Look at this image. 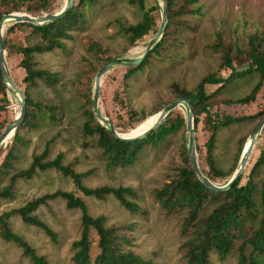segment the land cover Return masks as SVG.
<instances>
[{
    "label": "rangeland",
    "instance_id": "1",
    "mask_svg": "<svg viewBox=\"0 0 264 264\" xmlns=\"http://www.w3.org/2000/svg\"><path fill=\"white\" fill-rule=\"evenodd\" d=\"M50 1L52 12L58 11L64 4V0ZM145 1L147 6H158L156 0ZM30 2L31 0H25L19 4L18 11L12 12L30 14L26 11ZM175 3L182 10L192 7L186 0H175ZM11 6L12 0H0V12ZM196 7L199 8L198 13H180L179 19L186 21L188 27L171 26L167 44L158 54L145 57L147 62L141 71L125 81V68L122 66L113 68L102 76L98 106L100 112L118 126L120 134L134 135L138 127L156 114H153L155 109L176 99L173 84L192 90L201 78L216 72L222 60V52L213 48V44L220 42L221 47L230 50L234 56L235 46L245 48L248 36L260 31L264 25V0H197ZM151 14L155 18L156 26L137 40L134 48L124 52L128 44L126 37L119 31L118 21L122 24H134L141 20L142 10L133 0H96L86 8L84 25L72 32V39L64 40L63 48L34 55L36 67L57 73L58 81L52 86L39 81L28 91L34 99L57 105L60 121L54 124L43 119L32 129L23 128L21 132L26 143L20 147L18 158L10 169L12 173L27 168L32 156L39 154L50 142L48 159H53L58 152H63L62 164L83 173L82 184L87 187H132L136 197L127 199L135 202L142 211L132 212L126 209L111 195L104 199L86 196L70 177L55 169H47L38 170L30 179L17 180L13 196L0 199V213L20 207L46 193L56 190L68 191L84 201L91 216H104L106 227L119 228V233L127 239L123 244L124 249L150 260L151 264H188L184 248L187 234L183 228L187 212L181 210L170 213L163 209L155 198V191L176 178L183 166L180 151L183 144L186 147L185 126L167 135L159 144L145 146L133 165L112 170L106 169L105 159L95 144L94 136H84L81 131L85 121L83 109L86 107V97L91 99L94 68L101 64V58L105 56L139 54L160 24L159 6ZM10 24L5 26L4 31ZM6 37L9 44L14 46L40 41L39 36L27 26L16 27L12 32L6 33ZM91 43L98 44L104 52L94 53L89 49ZM19 58V55L9 54L6 61L12 80L23 92L24 71L18 66ZM228 72L226 69L221 70L223 75ZM257 80L254 75L236 82L232 88L220 95L211 110L219 116L257 112L264 104V83L255 102L246 105L222 103L225 99L246 95ZM214 88L215 86L208 85L206 90L210 92ZM7 95L10 98L8 92ZM114 95H117V98L114 99ZM3 102V94L0 93V104ZM176 109L175 114L184 113L183 107ZM18 112L19 107L14 106L12 101L11 105L0 112V120L8 121L11 115L15 118ZM130 112H134L131 117ZM203 116L204 114L200 115L195 129L201 158L204 157V142L207 137L202 122ZM142 118L146 120L130 130V126ZM253 126V122H245L218 132L214 157L219 168L227 172L233 167L239 148L243 143L245 145ZM263 142L260 134L243 170L245 175L241 183L245 182ZM5 153L6 149L0 152V162ZM7 183L8 177H3L0 180V188ZM216 183L224 184L225 181L217 180ZM215 204L211 201L205 204L200 216L208 214ZM34 214L49 227L53 238L42 228L24 223L18 215L10 218L12 231L21 235L48 264H76L72 259L71 243L80 235L81 211L78 208L66 207L63 198L55 197L46 200ZM90 239V259L93 261L98 253L97 235L94 230H91ZM237 244L235 243L234 248L223 259L215 252H210V264H241L236 251ZM0 264H31V261L23 255L20 246L0 237ZM259 264H264V255L260 257Z\"/></svg>",
    "mask_w": 264,
    "mask_h": 264
},
{
    "label": "trees",
    "instance_id": "2",
    "mask_svg": "<svg viewBox=\"0 0 264 264\" xmlns=\"http://www.w3.org/2000/svg\"><path fill=\"white\" fill-rule=\"evenodd\" d=\"M186 1L192 5L188 10L177 7L175 0H166L168 23L165 33L156 46L147 54V57L158 54L164 48L168 41L167 36L171 26L174 25L175 28L188 27V23L178 17L182 11H188L190 14L199 12V8L196 7L197 0ZM23 2L25 0H12V6L1 11L0 18L3 14L18 11L20 9L19 4ZM95 2L96 0H77L63 18L43 25L14 22L3 32L5 60L9 54L19 55L18 66L24 71L22 81L25 83V89L23 90L25 115L9 141L0 146V152L6 149V153L0 162V180L3 177H8V183L0 188V199H9L13 196L17 180L30 179L38 170L55 169L70 177L76 187L86 196L104 199L111 195L119 200L120 204L126 209L132 212L142 211L135 202L127 199V197H136L135 190L132 187H110L107 185L94 188L87 187L82 184L83 173L76 172L70 166L62 164L63 152H58L53 159H48L50 142L45 145L39 154L32 156L27 168L10 173V169L18 158L20 147L26 143L21 132L22 129H32L43 119H47L54 124L60 121L57 105L34 99L28 91L29 88L35 87L39 81L47 86H52L58 81L57 73L36 67L34 55L51 52L56 48H63L64 40L72 39V32L79 30L84 25L86 8ZM133 2L137 3L142 10V17L140 21L134 24H122L118 21L119 31L126 37L128 44L124 52L134 48L136 41L156 26L155 18L151 13L158 9V6L156 4L147 6L145 0H133ZM26 11L34 16H40L43 13H54L52 12L50 0H31L27 4ZM19 26L29 27L31 32L39 36L40 41L30 45L14 46L9 44L6 33L12 32ZM213 48L222 52L219 69L201 78L192 90H186L180 88L177 84H173V92L176 99L184 96L191 101L195 129L200 121V115L204 114L202 122L207 137L204 142L203 158H201V148L196 144L200 163L203 171L212 182L216 183L217 180H224L226 183L236 168L244 143L239 148L235 164L229 171L225 172L219 168L214 157L217 134L222 129L245 122H253L255 125L264 116V104L261 109L253 114L239 115L225 114L219 116L217 112L211 110V107H213V103L218 101L220 95L232 88L236 82L246 80L254 75L257 76L258 80L246 95L235 99H225L222 103L224 105H246L255 102L264 83V25L260 31L248 36L245 48L242 49L239 45L235 46L234 56L227 48L223 49L220 42L213 44ZM89 49L93 50L94 53L104 52L96 43H91ZM114 57L116 56L101 58V64L94 68V72ZM146 62L144 58L138 65L122 66L125 68L123 81L141 71ZM224 69L229 70L228 74H221V70ZM208 85L215 86V88L208 92L206 90ZM0 93L3 94L4 99V102L0 104L1 112L6 109V106L12 104L11 97L9 98L7 95L2 83L1 75ZM113 98H117V95H114ZM167 103L160 105L153 114L157 113ZM175 111L177 109L168 114L164 121L145 138L130 142L122 141L115 138L108 129L97 122L93 114L91 99L87 96L86 107L83 109L85 121L81 126V131L84 136H94L95 144L101 150V154L105 159L106 169L112 170L116 167L131 166L137 161L145 146L157 145L167 135L173 134L185 126V112L175 114ZM133 114L134 112H130L129 116L131 117ZM13 119V115H11L8 121L0 120V133ZM144 119L142 118L131 125L130 130L138 127V123L144 122L146 120ZM110 121L117 130L118 126L112 120ZM261 138L264 140V128L261 132ZM180 152L183 166L179 169L178 176L156 190L155 198L160 206L170 213L181 210L187 212L183 225L187 234L184 242L187 263L210 264V252H215L220 259H223L231 252L235 243H238L236 251L239 263L259 264L260 257L264 255V142L256 160L247 173L245 182L241 183L245 175V172H242L237 182L229 190L222 192L211 190L197 178L191 167L185 144L182 145ZM55 197L63 198L66 207L78 208L81 211L80 235L78 239L71 243L72 259L76 264H151L150 260L143 259L133 251L123 248V244L127 242V239L119 233L118 227H106L104 216H91L81 198L63 190L46 193L25 202L20 207L0 213V237L20 246L23 255L29 258L31 264H48V262L43 256L38 255L21 235L12 231L10 218L18 215L24 223L42 228L53 238L54 235L49 227L34 212L46 200ZM210 201L215 202V206L208 214L200 216L203 207ZM91 230L96 232L98 248V253L93 261L90 259Z\"/></svg>",
    "mask_w": 264,
    "mask_h": 264
},
{
    "label": "water",
    "instance_id": "3",
    "mask_svg": "<svg viewBox=\"0 0 264 264\" xmlns=\"http://www.w3.org/2000/svg\"><path fill=\"white\" fill-rule=\"evenodd\" d=\"M160 10V24L159 27L154 34V36L149 40L145 48L139 54H125L114 57L109 62L100 66L92 80V94H91V105L95 119L98 123L104 126L109 132L117 139L122 141H135L138 139H143L148 134L156 129L170 114L174 109L178 107H183L185 112V129H186V151L191 164L193 171L195 172L197 178L208 188L216 192H222L229 190L239 179L241 176L250 154L259 139V136L264 128V116L261 117L257 123L253 126L250 134L247 138L248 144L244 146L241 154L239 156L236 168L234 169L232 175L228 179V181L222 185L216 184L212 182L207 175L204 173L196 147V139H195V126H194V115L192 110L191 101L184 97H178L175 100L168 102L165 106H163L156 114V120L144 131L137 135H121L118 130H116L110 121L109 118L105 117L99 109L98 106V98H99V90H100V81L102 76L110 71L113 68L120 66H132L138 65L142 62V60L147 56V54L156 46L158 41L163 37L164 30L168 23L167 16V5L166 0H156ZM74 5V0H65L64 5L54 13H44L40 16H32L27 13L21 12H10L3 14L0 18V75L2 79V83L6 89V91L12 95L19 96V112L17 116L3 129L0 133V146L4 144L7 138L10 135H13L17 126L20 122H22L25 115V95L21 91V89L14 83L12 80L6 60H5V41H4V28L9 23L14 22H27L35 25H43L54 20L63 18L66 13L72 8ZM246 140V141H247Z\"/></svg>",
    "mask_w": 264,
    "mask_h": 264
},
{
    "label": "bare ground",
    "instance_id": "4",
    "mask_svg": "<svg viewBox=\"0 0 264 264\" xmlns=\"http://www.w3.org/2000/svg\"><path fill=\"white\" fill-rule=\"evenodd\" d=\"M64 3H65V0H64ZM62 5H64V4H62ZM10 97H11V99H12V101L14 103L16 102L17 107H19V104H18V102H19V96L18 95H12ZM156 118H157V114H155L151 118L147 119L140 127L137 128V130L135 131V134L134 135L140 134L142 131H144L146 128H148L156 120ZM11 136L12 135H10L7 138V140L4 142V144L9 141V139L11 138ZM247 144H248V140L246 141V143H245L244 146H247Z\"/></svg>",
    "mask_w": 264,
    "mask_h": 264
}]
</instances>
